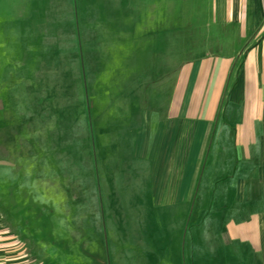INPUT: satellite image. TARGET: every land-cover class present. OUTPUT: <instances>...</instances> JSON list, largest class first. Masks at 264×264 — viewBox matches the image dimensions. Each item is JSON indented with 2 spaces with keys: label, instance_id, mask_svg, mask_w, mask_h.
I'll use <instances>...</instances> for the list:
<instances>
[{
  "label": "rangeland",
  "instance_id": "374dc122",
  "mask_svg": "<svg viewBox=\"0 0 264 264\" xmlns=\"http://www.w3.org/2000/svg\"><path fill=\"white\" fill-rule=\"evenodd\" d=\"M232 33L210 0H0L6 259L226 264L218 232L197 231L223 224L214 201L195 200L199 183L155 198L148 167L155 123L185 108L184 64Z\"/></svg>",
  "mask_w": 264,
  "mask_h": 264
},
{
  "label": "crops",
  "instance_id": "0c3cea01",
  "mask_svg": "<svg viewBox=\"0 0 264 264\" xmlns=\"http://www.w3.org/2000/svg\"><path fill=\"white\" fill-rule=\"evenodd\" d=\"M210 1L214 23L235 34L184 64L185 108L155 120L149 181L162 200L195 199L199 183L195 200H213L207 215L224 216L197 229L218 232L213 253L226 264H264V0ZM5 244L0 237V264H41L6 259Z\"/></svg>",
  "mask_w": 264,
  "mask_h": 264
}]
</instances>
